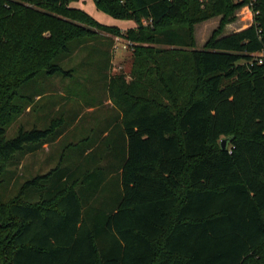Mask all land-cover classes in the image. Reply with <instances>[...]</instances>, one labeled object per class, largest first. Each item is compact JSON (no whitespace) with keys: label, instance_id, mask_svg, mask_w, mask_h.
<instances>
[{"label":"trees","instance_id":"obj_1","mask_svg":"<svg viewBox=\"0 0 264 264\" xmlns=\"http://www.w3.org/2000/svg\"><path fill=\"white\" fill-rule=\"evenodd\" d=\"M75 1L0 0V264H264V0H95L138 25L129 81L111 76L114 41L94 29L122 28ZM244 5L253 24L224 35ZM77 50L97 53L85 79L119 110L3 199L10 169L80 117L7 136L39 81L74 77Z\"/></svg>","mask_w":264,"mask_h":264},{"label":"rangeland","instance_id":"obj_2","mask_svg":"<svg viewBox=\"0 0 264 264\" xmlns=\"http://www.w3.org/2000/svg\"><path fill=\"white\" fill-rule=\"evenodd\" d=\"M74 6L88 12L102 25L113 27L127 26L128 20L115 19L108 12L100 10L95 0H78L74 2ZM253 19V9L250 5H244L237 12L235 21L228 23L223 32L244 28V26L254 22ZM220 20L221 16H215L212 19L197 24L195 27L197 47L202 48L205 45L213 35V32L220 26ZM144 24H147V21H144ZM135 25L138 27L136 23ZM94 29L99 34L100 38L98 39L103 40L107 38L114 41L111 49V76L120 77V75H124L128 81L131 80L136 43L134 44L125 37L128 29H122L124 31L123 36H114L98 27H94ZM98 59V55L95 52L83 53L77 50L73 54V61L65 64L66 69H70L74 64L77 67L72 79H63L60 75L55 78L39 81L38 86L41 87L40 93L44 92L42 97L38 96L37 100L32 105H28L25 111L13 121V125L7 132L9 138L17 135L21 125H24L28 129L33 126L44 127V125H48L51 121L56 122L61 119V113H65L66 117H69L68 115H72L76 110H80L81 114L80 117L75 119V123H72L68 127L64 137L54 143H45L41 150L36 153H29V155L22 159L18 167L10 169L13 178L10 179V176L7 178L6 187L2 189L3 199L14 195L25 179L38 173H45L60 162L65 153V146L73 141L75 133H78V136H82L81 134L87 133L91 126L104 125L106 117L113 116L118 112L117 110L119 109L114 103L108 89L104 88V83L96 84L88 82V80L86 81L88 73L84 72V70L91 67V64H88V60L97 61ZM83 64L85 66H82ZM82 92H85L87 96L83 97ZM112 110H116L114 114L111 113Z\"/></svg>","mask_w":264,"mask_h":264},{"label":"crops","instance_id":"obj_3","mask_svg":"<svg viewBox=\"0 0 264 264\" xmlns=\"http://www.w3.org/2000/svg\"><path fill=\"white\" fill-rule=\"evenodd\" d=\"M253 24V22L252 23H250V24H248L247 26H244V28L245 27H248V26H250V25H252ZM135 22H133V21H128V23H127V26H123V27H121L122 29H124V30H126V29H129V28H135ZM244 28H237V29H232V30H230V31H228V32H224V35H228V33H231V32H236V31H240V30H243Z\"/></svg>","mask_w":264,"mask_h":264},{"label":"water","instance_id":"obj_4","mask_svg":"<svg viewBox=\"0 0 264 264\" xmlns=\"http://www.w3.org/2000/svg\"><path fill=\"white\" fill-rule=\"evenodd\" d=\"M227 144H228V139L227 138H223L221 140V147H223V149H227Z\"/></svg>","mask_w":264,"mask_h":264},{"label":"built area","instance_id":"obj_5","mask_svg":"<svg viewBox=\"0 0 264 264\" xmlns=\"http://www.w3.org/2000/svg\"><path fill=\"white\" fill-rule=\"evenodd\" d=\"M124 47H126V45H124ZM262 61V60H261Z\"/></svg>","mask_w":264,"mask_h":264}]
</instances>
